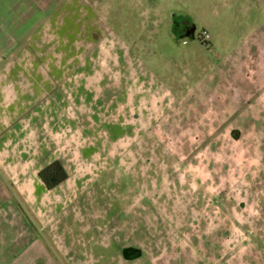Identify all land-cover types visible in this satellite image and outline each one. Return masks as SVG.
<instances>
[{
    "label": "rangeland",
    "instance_id": "obj_1",
    "mask_svg": "<svg viewBox=\"0 0 264 264\" xmlns=\"http://www.w3.org/2000/svg\"><path fill=\"white\" fill-rule=\"evenodd\" d=\"M0 264H264V0H0Z\"/></svg>",
    "mask_w": 264,
    "mask_h": 264
},
{
    "label": "trees",
    "instance_id": "obj_2",
    "mask_svg": "<svg viewBox=\"0 0 264 264\" xmlns=\"http://www.w3.org/2000/svg\"><path fill=\"white\" fill-rule=\"evenodd\" d=\"M203 42L207 43L204 35ZM68 178L67 172L60 161L54 160L38 172V179L46 190H53ZM137 255V254H136Z\"/></svg>",
    "mask_w": 264,
    "mask_h": 264
},
{
    "label": "flooded vegetation",
    "instance_id": "obj_3",
    "mask_svg": "<svg viewBox=\"0 0 264 264\" xmlns=\"http://www.w3.org/2000/svg\"><path fill=\"white\" fill-rule=\"evenodd\" d=\"M172 19L171 30L175 38L192 39L195 41L203 42L201 34H196V28L193 25L189 24L185 17H183L182 21H180L178 17L174 15ZM122 252L124 256L130 258L136 253V250L133 248H126Z\"/></svg>",
    "mask_w": 264,
    "mask_h": 264
},
{
    "label": "crops",
    "instance_id": "obj_4",
    "mask_svg": "<svg viewBox=\"0 0 264 264\" xmlns=\"http://www.w3.org/2000/svg\"><path fill=\"white\" fill-rule=\"evenodd\" d=\"M69 179V176H68V178H67V180ZM67 180L63 183V184H61L60 186H62V185H64V184H66V182H67ZM60 186H58V187H60ZM38 188H41L42 189V193H39V195H40V198L38 199V202H41L43 199H45V197H47V196H49L50 195V193L51 192H53L55 189H53V190H46L45 188H44V186L42 185V183L40 182V180L38 179V177H37V181L35 182V190H36V192H37V194H38ZM43 202V201H42ZM18 258V257H17ZM11 261H13V260H11Z\"/></svg>",
    "mask_w": 264,
    "mask_h": 264
}]
</instances>
